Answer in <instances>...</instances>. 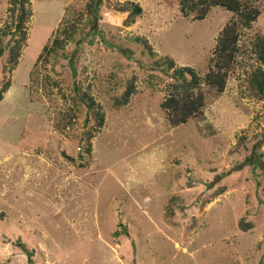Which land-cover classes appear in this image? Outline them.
Returning <instances> with one entry per match:
<instances>
[{
  "label": "rangeland",
  "instance_id": "374dc122",
  "mask_svg": "<svg viewBox=\"0 0 264 264\" xmlns=\"http://www.w3.org/2000/svg\"><path fill=\"white\" fill-rule=\"evenodd\" d=\"M90 1L28 0L17 65L0 56V264H264V93L247 78L264 70L252 44L264 0L223 91L203 82V116L177 125L161 106L174 68L202 76L232 12L196 19L178 0H133L142 14L125 23ZM11 4L0 0V28Z\"/></svg>",
  "mask_w": 264,
  "mask_h": 264
},
{
  "label": "trees",
  "instance_id": "16d2710c",
  "mask_svg": "<svg viewBox=\"0 0 264 264\" xmlns=\"http://www.w3.org/2000/svg\"><path fill=\"white\" fill-rule=\"evenodd\" d=\"M27 1L12 0V4L9 6L12 20L0 28L3 36L10 34V38L5 42L0 39V56L8 48L7 59L10 63V70L18 63L21 42L26 37V21L29 20L32 14L31 7L27 4ZM101 2L102 0H91L88 3L89 11L92 14L96 13L97 7ZM106 3L114 12L126 13L125 16H122L125 23H132L142 14V6L133 0L117 2L114 6H111L109 0H106ZM178 6L184 15L192 12L196 19L205 18L207 12L213 6L228 9L232 12V15L216 36V43L213 48V54L209 58L208 69L202 76L196 72L194 67L189 65H180L174 68V74L179 82H173L171 91L161 102V106L166 111L168 122L172 125L183 123L194 116H203V108L206 103L205 90L201 85L203 82L210 89H214L217 92L223 91L229 70L240 51V28L249 27L261 13L260 7L253 0H178ZM73 29V24H70L63 31L66 35H71ZM63 37H56L53 40L54 44L59 47L62 46ZM135 40L149 50V53H154L146 38L135 36ZM252 44L257 56L264 62V35L256 36ZM165 64L173 65L170 56H165ZM247 78L252 89L258 93H264V70L261 67H254L249 70ZM9 85L10 79H4L0 86V99ZM129 95L130 91L127 88L118 101L125 103L128 101ZM80 98L86 102L88 108L94 114H97V121L101 124L104 115L99 109L96 110L92 97L87 92H81ZM85 152L87 155L90 154V143L85 146Z\"/></svg>",
  "mask_w": 264,
  "mask_h": 264
}]
</instances>
